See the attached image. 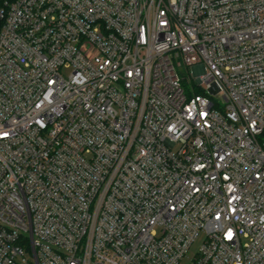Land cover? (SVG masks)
<instances>
[{
  "label": "built area",
  "instance_id": "obj_1",
  "mask_svg": "<svg viewBox=\"0 0 264 264\" xmlns=\"http://www.w3.org/2000/svg\"><path fill=\"white\" fill-rule=\"evenodd\" d=\"M0 21V264H264V0Z\"/></svg>",
  "mask_w": 264,
  "mask_h": 264
},
{
  "label": "rangeland",
  "instance_id": "obj_2",
  "mask_svg": "<svg viewBox=\"0 0 264 264\" xmlns=\"http://www.w3.org/2000/svg\"><path fill=\"white\" fill-rule=\"evenodd\" d=\"M69 73H70L69 70H65L63 72V74L65 76H68ZM184 73H185L186 76L190 75V71H184ZM201 242H202V239L198 240L195 244L192 245V247L189 250V254H188L187 258H185V260L181 264H190L191 258L198 252V250H199V248L201 246Z\"/></svg>",
  "mask_w": 264,
  "mask_h": 264
},
{
  "label": "trees",
  "instance_id": "obj_3",
  "mask_svg": "<svg viewBox=\"0 0 264 264\" xmlns=\"http://www.w3.org/2000/svg\"><path fill=\"white\" fill-rule=\"evenodd\" d=\"M4 1H6V0H0V6L3 4ZM1 25H2V22L0 21V27H1Z\"/></svg>",
  "mask_w": 264,
  "mask_h": 264
}]
</instances>
